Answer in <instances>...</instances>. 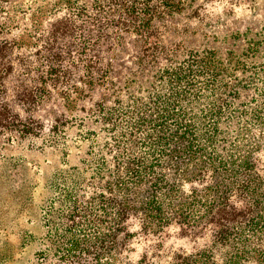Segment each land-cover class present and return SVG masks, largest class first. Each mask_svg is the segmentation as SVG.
<instances>
[{"label": "rangeland", "instance_id": "1", "mask_svg": "<svg viewBox=\"0 0 264 264\" xmlns=\"http://www.w3.org/2000/svg\"><path fill=\"white\" fill-rule=\"evenodd\" d=\"M156 124L201 153L163 156L135 129ZM143 156L159 217L131 212L115 247V178ZM260 222L264 0H0V264H79L68 240L107 237L100 264H258Z\"/></svg>", "mask_w": 264, "mask_h": 264}, {"label": "trees", "instance_id": "2", "mask_svg": "<svg viewBox=\"0 0 264 264\" xmlns=\"http://www.w3.org/2000/svg\"><path fill=\"white\" fill-rule=\"evenodd\" d=\"M176 73V72H175ZM169 74L170 79L173 80L172 76L174 73L167 72ZM177 76H180L176 73ZM179 81H184L187 79V75L182 77H178ZM187 82V80H186ZM187 84H190L187 82ZM195 84V83H194ZM191 86H195L192 83ZM152 133H148L149 131L145 129L143 126H136V131L138 133L146 132L147 135L144 138V143L149 139L151 141H156L158 145H153L155 148H159L160 152L164 156L165 148L169 145L173 144H185L186 147L183 151L189 153L191 156H198L201 153V147L196 143V139L193 137V133L191 130H187L183 125H178V127L170 128L165 124H156L151 127ZM146 147L147 144H146ZM150 147L151 151H155ZM156 155V154H155ZM244 165H248L247 162L243 163ZM244 165H241L242 167ZM161 167V166H159ZM156 167L154 161H149L146 159V156L143 158L137 159H128V164L125 167V176H117L116 179V188L119 191L118 196L120 198H112L110 201V205L115 211L114 214V225L115 230L114 233L110 235L109 242L113 246L116 245V235L119 232H122L125 229V224L128 216L131 212L135 214H143L148 218L159 217L160 207H159V191L161 187H163L164 176L162 178L158 177V168ZM245 167V166H244ZM245 171H248L246 168ZM162 184V185H161ZM256 184L254 189H257ZM161 186V187H160ZM137 187V188H136ZM147 187V188H146ZM135 189V190H134ZM212 196L215 198L214 202L219 206H227V201H229V194L227 191L223 192L220 188L212 187ZM258 229L264 233V223H258ZM233 231V230H232ZM230 229H227L226 234H223L220 240H216V244H220L226 246L227 244H235L240 245L244 243V240L240 239V237L235 236L234 238L231 236ZM107 238H100L98 240V244L95 246L91 245V242H82L80 239H72L68 240L66 243L67 252L64 255V259H74L77 260L79 264H86V259L92 257L96 264L101 263V252L95 249H104V243L108 242ZM88 241V239L86 240ZM245 243V247H246ZM105 250V249H104ZM239 251V255H236L233 258L234 264H241V260L249 256L248 252ZM209 254V255H208ZM245 254V255H243ZM255 254L257 255L258 264H264V251L259 248L256 249ZM242 255V256H241ZM210 253H202V256L197 260L199 264H207L206 262L210 260ZM190 259H185L184 264L189 262Z\"/></svg>", "mask_w": 264, "mask_h": 264}]
</instances>
